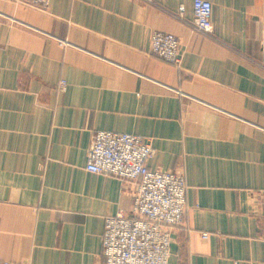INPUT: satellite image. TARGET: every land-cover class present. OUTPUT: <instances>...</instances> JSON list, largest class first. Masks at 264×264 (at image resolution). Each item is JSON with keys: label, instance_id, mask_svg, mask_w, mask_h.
I'll return each mask as SVG.
<instances>
[{"label": "crops", "instance_id": "1", "mask_svg": "<svg viewBox=\"0 0 264 264\" xmlns=\"http://www.w3.org/2000/svg\"><path fill=\"white\" fill-rule=\"evenodd\" d=\"M209 1L204 34L193 0H0V261L102 264L137 186L86 169L112 131L185 175L169 264H264V0ZM154 31L180 39L179 66L151 54Z\"/></svg>", "mask_w": 264, "mask_h": 264}, {"label": "built area", "instance_id": "2", "mask_svg": "<svg viewBox=\"0 0 264 264\" xmlns=\"http://www.w3.org/2000/svg\"><path fill=\"white\" fill-rule=\"evenodd\" d=\"M17 1L47 9L51 0ZM184 11L181 6L179 17ZM193 13L194 28L210 34L214 29L212 3L193 0ZM261 40L264 42V23ZM150 51L175 66L181 64V41L174 34L154 31ZM66 88L67 82L60 81L59 89ZM155 152L151 141L141 135L112 131H96L93 135L86 169L118 177L123 183H137L130 210L105 219L102 264H169L173 229L186 222L187 183L182 172L151 170L149 161Z\"/></svg>", "mask_w": 264, "mask_h": 264}]
</instances>
